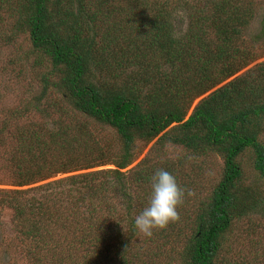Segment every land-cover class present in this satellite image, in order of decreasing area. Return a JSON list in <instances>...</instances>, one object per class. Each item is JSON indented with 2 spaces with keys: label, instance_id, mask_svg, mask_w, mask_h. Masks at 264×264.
Returning a JSON list of instances; mask_svg holds the SVG:
<instances>
[{
  "label": "trees",
  "instance_id": "obj_1",
  "mask_svg": "<svg viewBox=\"0 0 264 264\" xmlns=\"http://www.w3.org/2000/svg\"><path fill=\"white\" fill-rule=\"evenodd\" d=\"M0 10L9 13L0 23L11 18L13 34L26 32L35 63L48 67L36 111L85 115L114 129L120 144L112 153L84 122L18 129L13 170L26 188L3 191L0 207L12 211L11 240L27 264H220L233 223L264 212L239 160L250 151L264 182V61L228 80L258 57L259 44L245 38L252 0H0ZM54 91L60 99H46ZM153 140L150 151L169 143L216 153L223 172L196 213L181 205L179 220L145 237L134 219L153 172L186 181L181 159L146 156L124 170L138 143ZM107 164L114 168L94 170ZM183 234L176 257L171 245Z\"/></svg>",
  "mask_w": 264,
  "mask_h": 264
},
{
  "label": "rangeland",
  "instance_id": "obj_2",
  "mask_svg": "<svg viewBox=\"0 0 264 264\" xmlns=\"http://www.w3.org/2000/svg\"><path fill=\"white\" fill-rule=\"evenodd\" d=\"M252 2L256 16L247 28L245 38L259 44L256 49L258 57L228 80L249 73L257 63L264 61V0H252ZM0 15H9V13L0 10ZM178 15H182L183 23L177 24V27H181L183 31L186 26V18L183 16L185 13L178 11ZM7 19L0 23V195L3 191L26 188L16 184L13 170L19 128L28 130L35 123L53 127L57 121L74 127L84 122L88 125L87 130L92 140L105 147L109 146L112 153H117L120 146L118 135L109 125L100 124L82 114L56 112L40 114L36 111L41 104L39 75L48 67L46 64L38 66L35 63V53L28 34L19 32L14 35L12 19L8 16ZM60 97L61 93L54 91L46 99L59 100ZM200 99L201 97L195 99L188 110V115ZM154 142L155 140L148 144L139 142V153L124 170H129L146 156H154L160 161L169 160L174 163L181 159L186 177L184 188L186 194L182 207L188 215L196 213L199 205L197 200L206 199L222 177L223 158L216 153L195 155L181 145L169 143H165L159 151L155 149L150 151ZM239 160L244 172L245 186L252 185L264 204V182L253 169L252 153L244 152ZM105 168L112 169L114 165L107 164L96 167L94 170ZM69 174H59L38 184ZM188 192L191 195H188ZM12 215L11 209L0 207V264H27V258L11 240L13 238ZM185 239L184 234L180 235L179 240L171 245L176 257ZM6 246L7 252L4 251ZM218 258L220 264H264V212L250 213L236 220L227 233ZM167 260H169L168 257L159 259L160 264H164ZM172 264H181L180 258L174 259Z\"/></svg>",
  "mask_w": 264,
  "mask_h": 264
},
{
  "label": "clouds",
  "instance_id": "obj_3",
  "mask_svg": "<svg viewBox=\"0 0 264 264\" xmlns=\"http://www.w3.org/2000/svg\"><path fill=\"white\" fill-rule=\"evenodd\" d=\"M150 196L134 219V227L145 237L154 230L164 229L169 223L179 220V207L185 198V189L177 178L164 168L156 169L149 178ZM191 195L190 192L187 193Z\"/></svg>",
  "mask_w": 264,
  "mask_h": 264
}]
</instances>
